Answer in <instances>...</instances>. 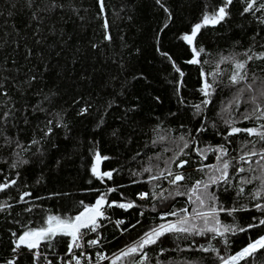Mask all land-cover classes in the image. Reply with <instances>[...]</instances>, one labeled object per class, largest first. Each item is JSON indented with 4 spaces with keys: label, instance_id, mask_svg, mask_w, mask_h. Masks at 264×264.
Segmentation results:
<instances>
[{
    "label": "trees",
    "instance_id": "trees-1",
    "mask_svg": "<svg viewBox=\"0 0 264 264\" xmlns=\"http://www.w3.org/2000/svg\"><path fill=\"white\" fill-rule=\"evenodd\" d=\"M250 2L232 0L225 20L202 27L189 44L183 36L224 0H0V117L9 113L0 120V183L16 180L0 192V205H11L0 211V264H66L70 237L57 236L51 246L41 243L39 249L14 251L18 236L28 228L46 226L50 215L74 217L105 193L109 202L136 205L127 210L105 206L109 219H102L103 226L90 238L100 241L92 253L106 251L112 256L106 264H112L145 232L179 219L171 215L164 219L165 213L183 216L185 208L193 213L196 205L189 201V190L196 181H208L209 169L204 166L218 164L219 155L208 150L204 159L196 149L223 145L228 160L238 158L242 149L264 147L257 136L244 132L229 136L230 127L224 122L232 119L239 128L264 124V119H243L256 106L247 102L250 95H257V104L264 108V97L259 96L264 89V59L258 58L264 54L260 7L264 0L245 12ZM193 47L204 49L201 63H189L196 58ZM245 52L253 59L247 60ZM222 57L247 61L246 83L255 90H245L244 102L238 110L233 106L231 113L222 108L244 84H230L234 65L220 63ZM213 73L220 74L212 103L205 107L202 101L208 98L201 88L205 75L213 82ZM83 109L87 111L81 114ZM202 126L207 130L198 131ZM48 128L52 131L45 135ZM181 135L190 146L184 149L187 155L172 163L184 143ZM33 139L39 143L32 144ZM17 141L24 148L17 147ZM97 152L108 157L101 160V172H112L111 179L94 175ZM251 159L254 172L237 174L230 168L229 183L211 184L208 189L217 197L218 207L241 209L232 215L219 213L223 224L237 229L264 218V211L255 207L264 204V194L259 199L253 196L261 181L240 183L242 177L262 175L255 164L258 157ZM22 160L27 163H19ZM180 160L188 163L178 168ZM149 166L152 172H144ZM166 168L184 173L185 180L179 185L169 183V177L150 180ZM111 188L117 190L109 192ZM177 191L187 194L176 195ZM144 192L148 198L140 199ZM161 192L168 199L158 198ZM205 201L201 211L212 203L207 197ZM118 220L124 223L118 225ZM192 222L203 226L200 220ZM212 235L167 234L144 249L148 253L144 264H222L216 252L202 251L200 246H212L227 257L264 236V225L226 237L212 239ZM142 255L123 257L116 264H136ZM58 257L65 260L60 263ZM241 264H264V250Z\"/></svg>",
    "mask_w": 264,
    "mask_h": 264
},
{
    "label": "snow or ice",
    "instance_id": "snow-or-ice-1",
    "mask_svg": "<svg viewBox=\"0 0 264 264\" xmlns=\"http://www.w3.org/2000/svg\"><path fill=\"white\" fill-rule=\"evenodd\" d=\"M159 2V0H158ZM257 0H251L250 3H248V6L245 8V12H249L253 10V7L256 5ZM232 4V0H224V5L221 7H218L213 13L208 14L206 13L203 18L202 22L198 23L194 26L191 34H186L183 36V39L187 41L189 44H193L195 37L199 33L200 29L202 27L208 26V25H216L221 23L225 20V18L229 15V13L226 11L227 7ZM261 8H264V3L260 4ZM264 22V21H262ZM110 39V37H107ZM193 52L195 53L196 58L189 61V63H201L199 60L200 54L204 51L203 48L197 49L196 47H193ZM245 56H247V60L253 59L252 56L248 55L247 52L244 53ZM258 58L264 59V54H261ZM232 63L234 65V72L229 77L230 84L232 86L235 85H241L244 84V87H240L236 89V93L234 94V97L232 100H230L223 108V112L231 113L233 106L236 107L238 110L239 105L243 101V95L245 90H247L249 93L254 92L253 85L251 83H246L248 77L246 72L247 67V61H240L236 60L234 57H222L220 63ZM178 72L180 71L179 68L176 69ZM220 73H213V82L209 83L207 79V75H205L203 87L201 88L202 94L207 97L208 99L202 101V103L205 105V107L212 103L211 97L215 93V87L216 84V77ZM183 75V73H181ZM2 87V85H0ZM4 95H7V93H3ZM260 97H264V89H261L259 92ZM258 96L257 95H250L249 100L247 102H250L254 105H256L251 114H243V119H264V108L260 107L259 104H257ZM195 108L198 112H201V106L195 105ZM87 109H83V112H86ZM9 113H5L3 117H0V120L7 119ZM225 124L229 125L230 131L228 132V135H236L241 132L247 133L249 136H257L261 141H264V124H261L259 128H239L235 126V121L232 119H226ZM49 124L52 123V121L48 122ZM59 126V125H58ZM215 127V125H212ZM207 129L203 126L198 129V131H206ZM52 129L48 128V130L45 132V135H49L51 133ZM191 133H189L190 135ZM181 141H184L183 146L180 147L179 152L176 154L175 158L172 160V163H175L176 160H179L180 156L187 155L185 153L184 149L188 148L190 145L185 140V137L181 135L179 137ZM225 140H227V136H225ZM8 143H11V140L9 139ZM17 147L24 148L22 144L19 143V141L16 142ZM32 144H38L39 141L33 139ZM253 143L254 142H249ZM30 147V145H29ZM179 147V146H178ZM244 147H247V144L244 145ZM27 150V149H24ZM201 153V155L204 156V159H207V155L205 154L206 151L211 150L213 152H218L219 155H217L215 158L218 161V164L213 165H205L204 167L209 169V178L208 181H196L195 185L189 190L190 195L188 196L189 201L196 205V208L193 209V213L189 214L188 209H182L181 211L185 213V215L180 216V213L173 211L169 213H165L162 218L166 219L167 216H178L179 219L175 222H168V223H162L158 226L152 228L151 230L145 232L137 241L133 242V244L127 246L125 249H122L120 251L119 255H116L115 258L112 260V264H116V262L123 257L133 256L138 253H143L141 259L136 262V264H144V262L148 259V253L144 251L145 248L157 244L158 241H160L161 237L167 235V234H174L179 238L180 234H186V235H200L205 236L208 233H212V239H215L217 236L219 237H226L227 233H232L233 235L236 234L237 230L241 232H245L248 229L256 228L264 225V218L259 219L258 223L249 224L247 228L240 227L237 229L233 225H227L223 224L221 220L219 219V213L220 212H226L228 215H232L236 211H239L241 209H237L235 207L231 209H225L222 205L219 207L216 205L217 197L214 195V193H209L208 189L211 184H218L220 182H223L225 184L230 182V176H229V169L234 168L236 170V173H242V172H254L255 169L252 167L253 161L251 157H258V159L255 161L256 165L260 166V171L262 175L259 176H251V177H242L240 180V183L242 185L253 183L255 180H260V186L259 188L253 193L254 198H261L262 194H264V163H261L264 161V147H262L260 150H256L255 147L249 149L247 152H243V149L241 150L243 154H241L238 158L237 157H231L228 160H224L225 156H228V150L223 146L220 145L216 148H210L207 150H200L196 149ZM19 155V153H16ZM108 159V157H101L100 154L96 153V166L93 167L92 171L93 173L100 179L104 180V178L111 179L112 178V172L110 171H104L101 172L99 165L101 160ZM233 161L236 163L233 164ZM21 164H26V160L19 161ZM188 163L187 160H180V162L176 165L178 168H183ZM242 164H248L249 167L246 169ZM17 166L16 163L12 165L13 168ZM204 168H201L200 171H203ZM144 172L151 173L152 168L145 167ZM165 172H167V176H165ZM215 173H219V175H215ZM168 176H171L172 179L169 181V183L173 185H179L181 181L185 180V174L182 172H173L171 168H166L165 170L161 171L159 175H153L150 177V180H159L161 178L167 179ZM16 180L13 179L10 181V183H0V192L4 191L8 187L15 185ZM117 189L111 188L108 191L109 192H115ZM244 188H239V193H243ZM187 193H182L177 191L176 195H185ZM24 195H30L29 193H25ZM153 195H156L155 192H153ZM171 195V194H169ZM107 193L102 194L99 196V198L96 200L95 204L93 205H84L83 211H81L79 214H77L74 217L71 218H61L60 216H54L50 215L47 217V223L44 227H38V228H28L26 231L23 232V234L19 235L16 241L15 249H20L21 247H26L28 250H34L39 249L41 243H44L46 246H51V242L55 240L57 236H67L70 237L71 243L69 245V254L73 256V258L76 260V264H80V258L76 257L74 254L75 249H79L83 247L82 239L84 236L88 235L89 232H98V229L101 228L103 225L100 223L102 219H109V217L105 214V206L107 208L112 207H119L122 209H130L133 207H136L134 202H127V203H119L117 201H111L109 202L106 199ZM149 193L144 192L139 194L140 199H146L148 198ZM205 197L208 198L212 203L210 206L207 207L206 211H201V209L205 208L206 201ZM160 199H168V197L164 196V193L161 192L159 194ZM23 199V197H21ZM83 204V201L80 202ZM5 207H11V205H7L6 203L3 205H0V211H3ZM255 207L259 210L264 211V204H256ZM30 210V209H29ZM254 220L256 218H253ZM193 220H200L203 223V226L200 227L197 224L193 223ZM116 223L122 224L124 221L118 220ZM134 227V226H133ZM126 230V229H125ZM13 235H16L13 233ZM225 244L228 243L227 239L225 238L223 241ZM88 243L92 246H95L100 243L98 239L96 240H90ZM200 249L202 251L208 252L213 251L217 253L218 258L222 261V264H241V261H246L248 258L255 257L256 253L264 250V236H260L259 238L251 241L248 243L245 247H243L240 251L236 252L235 254L229 255L227 257L220 256L219 250L208 246L205 247L203 245L200 246ZM34 256L36 259H39L40 253L38 251L34 252ZM107 257L101 255L100 259H106ZM9 264H15V261H10ZM48 264H52L51 261H48ZM67 264H71V260L67 262Z\"/></svg>",
    "mask_w": 264,
    "mask_h": 264
},
{
    "label": "built area",
    "instance_id": "built-area-1",
    "mask_svg": "<svg viewBox=\"0 0 264 264\" xmlns=\"http://www.w3.org/2000/svg\"><path fill=\"white\" fill-rule=\"evenodd\" d=\"M95 233L96 232H89L88 235L84 236L82 239L83 247L74 250L75 256L80 258V264H106V262L112 258V256H109L106 251H102L101 253H94V254L92 253V251L95 248L100 247V244L92 246L88 243V241L91 240L90 239L91 236ZM94 240H96V239H94ZM101 255H103L107 258L101 260L100 259ZM57 259L60 263L65 260L63 257H58ZM69 260H71V264H76V260L70 254H69L68 258L66 259V264Z\"/></svg>",
    "mask_w": 264,
    "mask_h": 264
},
{
    "label": "water",
    "instance_id": "water-1",
    "mask_svg": "<svg viewBox=\"0 0 264 264\" xmlns=\"http://www.w3.org/2000/svg\"><path fill=\"white\" fill-rule=\"evenodd\" d=\"M94 166H96V159H95V164ZM99 168H100V171H101V162H100V165H99ZM95 175V174H94ZM101 222V221H100Z\"/></svg>",
    "mask_w": 264,
    "mask_h": 264
},
{
    "label": "rangeland",
    "instance_id": "rangeland-1",
    "mask_svg": "<svg viewBox=\"0 0 264 264\" xmlns=\"http://www.w3.org/2000/svg\"><path fill=\"white\" fill-rule=\"evenodd\" d=\"M170 179H172V177L171 176H168Z\"/></svg>",
    "mask_w": 264,
    "mask_h": 264
}]
</instances>
